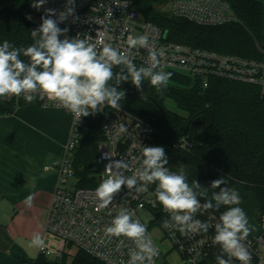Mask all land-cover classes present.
I'll list each match as a JSON object with an SVG mask.
<instances>
[{
  "label": "clouds",
  "instance_id": "clouds-1",
  "mask_svg": "<svg viewBox=\"0 0 264 264\" xmlns=\"http://www.w3.org/2000/svg\"><path fill=\"white\" fill-rule=\"evenodd\" d=\"M46 2L33 0L30 6L39 10ZM69 17H72L71 23L79 20L75 15V0H66L65 8L58 15L56 9L46 8L39 26L30 30L32 43L27 47H16L8 40L0 43V99L23 97L31 103L37 97H46L73 114L79 122L82 117L96 114L105 107L120 111L121 101L126 97L125 90L120 88L123 82L130 81L145 100L148 99L143 91L145 81L161 94L168 87L172 73L158 70L163 50L156 48L148 34L128 36L125 47H114L106 42L104 30L96 32L95 40L88 34L81 37V33L69 37V28L59 27ZM140 49H145L148 55L145 66L138 67L134 58ZM126 131L124 124L118 126L119 133ZM104 158L109 160L104 170L107 178L95 189L101 208L111 205L122 187L143 192L149 185H155L156 201L169 216L162 221L161 227L174 236L175 231L182 235L207 233L213 225L197 219L196 214L201 209L218 211L221 205H226L227 210L214 224L212 244L219 247L216 264H233V260L250 264L251 254L244 241L254 228L239 206L242 203L240 193L228 185L226 177L211 182L210 187L220 191L208 198V189L202 188L195 179L189 183L183 168L178 172L170 170L163 146L143 145L136 157L139 167L135 170L122 158L113 160L111 153H105ZM129 171L133 174L126 175ZM198 196L205 198L203 204ZM32 200L29 195L25 205L31 207ZM134 215L129 208L121 206L105 228V235L131 241L127 264H155L159 249L148 235L147 226ZM28 246L44 250L45 239L36 233Z\"/></svg>",
  "mask_w": 264,
  "mask_h": 264
},
{
  "label": "built area",
  "instance_id": "built-area-1",
  "mask_svg": "<svg viewBox=\"0 0 264 264\" xmlns=\"http://www.w3.org/2000/svg\"><path fill=\"white\" fill-rule=\"evenodd\" d=\"M32 2L33 0L23 15L34 25L41 23L40 18L46 8L56 9L58 15L66 6V0H47L45 5L37 10L30 6ZM170 14L203 27H218L240 21L231 4L226 0H173ZM75 15L79 17L76 23H71L72 17H69L67 21L59 24L61 28H69L67 33L69 37L81 33V37L88 34L95 40L96 32L104 30L106 42L114 47L123 48L126 46L128 36L148 34L150 40L155 42L156 48L163 50L161 66L158 70L187 74L199 81L204 89L209 87L212 80L253 85L257 86L264 96V49H260L262 53L260 59H251L170 41L168 36L165 37L162 28L141 16L131 0H75ZM29 16L31 19H28ZM147 55L145 49H140L139 54L134 58V63L138 67L145 66ZM23 104H38L42 107L47 105L46 108L54 107L66 111L46 97H37L31 103L26 102L23 97L0 99V105L11 110ZM71 115L73 124L66 145V157L59 169V182L53 194L45 225V234L57 241L60 248L51 247L45 240L46 247L44 250H39V254L49 260L60 262L65 253L63 247L70 245L103 264H127L131 241L125 237L105 235V228L123 206L129 208L135 214L134 218L147 226L148 235L159 249L155 264H168L166 256L171 252L178 253L187 264H199L206 260L215 247L212 244V237L215 234L214 224L219 218L211 210L201 209L196 214L197 219L213 225L207 233L189 232L182 235L179 231L172 230L175 231L173 236L170 230L161 227L162 223H159L155 214V210L159 209L163 219L169 218L156 201L155 185H149L148 190L143 192L129 191L126 187H122L107 208H101L95 196V189L103 179L107 178L104 170L109 160L104 158L105 153H111L113 160L121 158L126 160L135 170L139 167L136 157L140 155V148L143 145L153 146L157 134L154 126L122 108L118 111L105 107L96 114L82 117L79 122L73 114ZM96 118L103 120L104 140L99 146L96 160L95 185L92 188L79 187L70 190L65 184L69 177L75 175L72 166L75 151L83 137L89 133V121ZM120 124H124L127 128L123 134L118 132ZM172 145L183 152H190L195 147V143L187 136L177 139ZM132 174L131 171L126 172V175ZM201 203L203 204L202 201ZM143 212L151 216L148 223L143 219ZM261 223L264 227V217ZM155 229L163 231V240L170 245L168 252L161 248L159 241L153 235ZM244 243L251 254L250 264H264V235L259 239L247 238Z\"/></svg>",
  "mask_w": 264,
  "mask_h": 264
},
{
  "label": "trees",
  "instance_id": "trees-1",
  "mask_svg": "<svg viewBox=\"0 0 264 264\" xmlns=\"http://www.w3.org/2000/svg\"><path fill=\"white\" fill-rule=\"evenodd\" d=\"M32 0H0V43L8 40L16 47H27L32 43L30 30L38 25L24 18ZM141 16L168 33V40L193 47L235 54L251 59H260L258 44L261 40L262 5L253 0H226L240 21L218 27H203L185 19L162 13L159 6L170 0H131ZM60 27V26H59ZM63 38V37H61ZM21 59L27 61L26 57ZM119 71V69H115ZM120 88L126 97L121 101L122 109L150 122L157 131L153 146H163L169 158L170 170L184 169L188 182L213 181L221 176L228 179L232 187L241 184L255 193L263 205L264 217V96L257 86L227 80H212L204 89L199 81L190 88L168 85L158 93L148 81L143 91L148 99L130 81ZM172 100L179 110L188 114L182 117L167 111L164 102ZM2 114H9L0 109ZM187 136L195 143L190 152L173 147V142ZM104 140L102 118L89 121V133L80 141L74 157L73 170L79 186L92 188L95 185L96 160L99 146ZM223 187V185H221ZM241 201L244 198L241 196ZM240 206V205H239ZM159 223L164 220L157 209ZM69 248V247H68ZM215 246L210 256L199 264H216ZM239 261L233 260V264ZM34 264H103L92 256L78 250L69 261L64 253L60 262H51L40 255Z\"/></svg>",
  "mask_w": 264,
  "mask_h": 264
},
{
  "label": "crops",
  "instance_id": "crops-1",
  "mask_svg": "<svg viewBox=\"0 0 264 264\" xmlns=\"http://www.w3.org/2000/svg\"><path fill=\"white\" fill-rule=\"evenodd\" d=\"M253 1L263 8L260 50L264 49V0ZM0 109L10 112H0V264H34L40 256L39 249L28 246L34 234L60 248L45 234V225L73 116L38 104L13 110L0 105ZM29 195L33 197L31 207L24 203Z\"/></svg>",
  "mask_w": 264,
  "mask_h": 264
},
{
  "label": "rangeland",
  "instance_id": "rangeland-1",
  "mask_svg": "<svg viewBox=\"0 0 264 264\" xmlns=\"http://www.w3.org/2000/svg\"><path fill=\"white\" fill-rule=\"evenodd\" d=\"M172 1L173 0H170V1L166 2L165 4L159 6V10L162 13L167 14L171 17H172V15L170 14V5H171ZM165 72H171L172 73L171 79L169 81L170 85L178 86L181 88H190L194 84L195 79L190 77L187 74L177 72V71H171V70H167ZM164 106H165L167 111L178 114V115L185 117V118L188 117V114L182 110H179L177 108L176 104L172 100H166L164 102ZM65 185L68 189L75 190V189L80 187L79 186V179L76 177V175H73V176L68 178ZM142 216H143L144 221L147 223L151 220V216L145 212L142 213ZM153 235L156 237L157 241H159L158 243L161 246V248L165 252H168L170 249L169 248L170 245L168 242L163 240V235H164L163 231L160 229H155L153 231ZM161 240H163V241H161ZM63 248L65 249V252H67L69 254V261L72 259V257L78 251L75 247H72L70 245L64 246ZM166 257H167L166 260H167L168 264H187L182 260V258L176 252H171Z\"/></svg>",
  "mask_w": 264,
  "mask_h": 264
},
{
  "label": "water",
  "instance_id": "water-1",
  "mask_svg": "<svg viewBox=\"0 0 264 264\" xmlns=\"http://www.w3.org/2000/svg\"><path fill=\"white\" fill-rule=\"evenodd\" d=\"M168 36V33L165 32V37ZM211 181H206L204 183L201 184V187L204 189H208V193L207 196L208 198H211L212 193L216 192L218 193L220 191L219 188L216 189H212L210 187ZM235 190H237L240 195L244 198V201L240 204V207L242 208V210L245 212L249 224L253 226L254 231L250 232V235L247 238H253V239H259L260 237H262L264 235V227L262 225V223L259 221V217L263 215V205L258 201L257 196L255 193H252L250 191H248L245 186L241 185V184H236L232 186ZM198 199H200V201H202L203 203L205 202V198L199 197ZM213 203H215L213 201ZM226 205H221L220 209L218 211L216 210H211L215 215H217V217H219V215L227 210Z\"/></svg>",
  "mask_w": 264,
  "mask_h": 264
}]
</instances>
